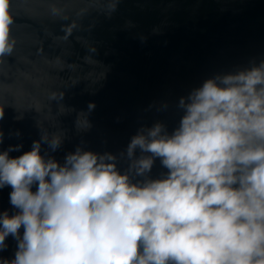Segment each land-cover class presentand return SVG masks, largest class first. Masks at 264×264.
I'll return each instance as SVG.
<instances>
[{"label":"clouds","instance_id":"1","mask_svg":"<svg viewBox=\"0 0 264 264\" xmlns=\"http://www.w3.org/2000/svg\"><path fill=\"white\" fill-rule=\"evenodd\" d=\"M14 23L11 0H0V60L14 51ZM177 108L171 132L157 121L131 137L123 172L110 152L77 146L63 163L42 154V144L61 147L60 133L43 131L16 157L20 144L0 151V189L11 188L16 210L0 212V252L7 237L17 242L0 264H264V60L205 79ZM76 126L91 128L85 113ZM157 159L167 171L153 179Z\"/></svg>","mask_w":264,"mask_h":264},{"label":"water","instance_id":"2","mask_svg":"<svg viewBox=\"0 0 264 264\" xmlns=\"http://www.w3.org/2000/svg\"><path fill=\"white\" fill-rule=\"evenodd\" d=\"M110 3L11 0L16 43L0 60V151L20 144L9 153L16 157L43 131L60 133L61 147L42 144V154L63 163L77 146L110 152L123 172L128 164L119 155L138 129L160 121L171 132L182 115L180 97L218 73L264 60V0H119L108 12ZM50 4L68 19L53 17ZM53 92L63 99L51 101ZM82 112L86 131L76 126ZM166 171L157 159L149 176ZM10 192L0 189V212L12 215ZM6 244L0 257L13 259L17 242L9 236Z\"/></svg>","mask_w":264,"mask_h":264}]
</instances>
